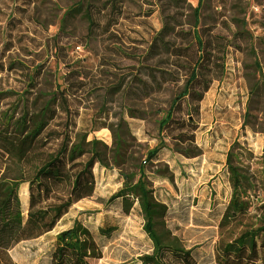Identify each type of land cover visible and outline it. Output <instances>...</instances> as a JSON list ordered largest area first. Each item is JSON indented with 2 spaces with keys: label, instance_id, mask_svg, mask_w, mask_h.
<instances>
[{
  "label": "rangeland",
  "instance_id": "obj_1",
  "mask_svg": "<svg viewBox=\"0 0 264 264\" xmlns=\"http://www.w3.org/2000/svg\"><path fill=\"white\" fill-rule=\"evenodd\" d=\"M76 1L0 0V90L18 85L5 77L10 58L45 62L59 87L56 117L43 131L42 140L33 145L34 156L29 164L33 161L39 164L35 173L59 151L66 132L67 110L76 112L72 119L80 125L88 117L85 113L93 110L91 91L112 85L121 75L134 72L141 53L121 42L115 31L87 46L83 22L74 19L61 23L64 11ZM124 1V7H134L132 0ZM198 1L188 3L195 7ZM233 5L238 6L241 11L236 9L237 15L246 21L249 33L246 43L235 38L236 28L230 21ZM137 6L148 12L146 18L155 29L159 28L156 1L140 0ZM123 25L126 27L128 23ZM211 31L210 42L216 44L217 52L213 78L200 72L208 45L206 34ZM197 32L201 44L195 39L191 25L178 28L170 59L180 77L188 78L200 57L196 78L183 99L186 125L172 129V114L161 139L158 138V121L172 96L166 91L134 107L142 119L129 120L126 146L118 154L108 130L95 133L108 150L107 166L94 168L93 195L75 203L52 232L8 250L12 264H41L43 259L45 262V254L58 232L70 228L75 221L94 230L105 217L119 230L95 264H140L138 257L152 248L143 230V215L137 202L126 211L120 200L111 203L110 198L129 183L135 184L141 170L147 188L167 207L166 215L158 220L157 231L186 249L199 246L197 257L212 253L216 230L196 226L192 216L201 210L207 212L210 189H215L218 196L222 191L229 196L231 188L223 176L227 153L233 155L250 180L249 191L240 198L249 202L254 214L255 206L264 200V0H204ZM225 69L231 78L219 85ZM198 81L203 88L193 92ZM186 126L194 129L193 135ZM158 145L162 147L157 156L147 161L148 153ZM5 162L6 156L0 151V176ZM35 173L29 178L24 176L25 181ZM25 195L23 187V200Z\"/></svg>",
  "mask_w": 264,
  "mask_h": 264
},
{
  "label": "trees",
  "instance_id": "obj_2",
  "mask_svg": "<svg viewBox=\"0 0 264 264\" xmlns=\"http://www.w3.org/2000/svg\"><path fill=\"white\" fill-rule=\"evenodd\" d=\"M139 1H130L134 5L131 8L124 7V0H78L64 11L61 23L77 19L86 25L87 46L115 31L124 43L144 47L145 53L139 56L134 72L91 91L93 110L85 113L88 117L80 125L72 119L76 112L67 110L66 132L59 151L28 181L24 179L22 162L56 117L59 87L45 62H25L19 58L7 61L5 77L18 85L0 90V151L6 156L0 176V264H12L8 250L52 232L75 203L93 195L94 168L107 166L108 150L95 133L108 130L118 154L126 146L129 120L142 119L134 107L170 91L172 96L157 125L161 139L176 105L187 96L200 57L191 75L181 78L171 66V51L176 46V30L184 25L192 26L194 37L201 44L197 27L204 0H199L195 7L188 0H155V16L160 23L157 29L146 18L148 12L137 6ZM232 9L230 21L236 28L235 38L246 43V21L237 15L241 11L238 6L233 5ZM227 60L225 57L226 63ZM230 78L225 69L219 85ZM159 145L148 153L147 161L157 156L162 147ZM223 176L231 188L229 196L223 191L218 196L215 189H210L207 212L201 210L192 216L196 226L216 230L212 253L201 257L196 253L199 246L186 249L157 231L158 220L166 215L167 207L147 188L142 170L135 184L129 183L110 198L111 203L120 200L126 211L134 201L138 204L144 219L143 230L152 246L148 254L138 257L140 264H264V200L255 206L254 214L249 202L241 200V195L250 189V180L231 153L226 154ZM118 230L106 217L94 230L75 221L55 235L42 263L95 264Z\"/></svg>",
  "mask_w": 264,
  "mask_h": 264
},
{
  "label": "bare ground",
  "instance_id": "obj_3",
  "mask_svg": "<svg viewBox=\"0 0 264 264\" xmlns=\"http://www.w3.org/2000/svg\"><path fill=\"white\" fill-rule=\"evenodd\" d=\"M209 38H206L207 40V49H206V53H205V57L204 60L201 64L200 67V72L202 75H206L209 76L210 78L215 76L216 73V68L214 66V64L217 62V52L215 50L216 48V44H214L213 42H210V36L212 35V31L211 32H207V34ZM203 88V84L201 83V81H198L195 83L194 87H193V92H196V90L201 91ZM185 110H186V105L183 101L179 102L176 107L175 110L173 112V118L172 121L170 123V127L172 129H178L182 126H185ZM60 114V111H59ZM187 127V131L189 134H194V129L190 128L188 126ZM46 132V130H45ZM44 133L41 134V136L35 141L34 145H37L43 138ZM56 148V146L54 147V149ZM34 147L31 149V151L27 154V156L25 157V178H29L31 177L34 173H35V169L39 166V164L37 162H34L32 164H29V162L31 161V159L33 158V154H34ZM29 167H32V169H29Z\"/></svg>",
  "mask_w": 264,
  "mask_h": 264
},
{
  "label": "crops",
  "instance_id": "obj_4",
  "mask_svg": "<svg viewBox=\"0 0 264 264\" xmlns=\"http://www.w3.org/2000/svg\"><path fill=\"white\" fill-rule=\"evenodd\" d=\"M119 40L121 41V42H123L120 38H119ZM124 43V42H123ZM126 46H128V47H132V48H135V49H137V50H140V55L139 56H141V55H143L144 53H145V48L144 47H141V46H135V45H128V44H126V43H124ZM139 56L137 57V60L139 61ZM137 65H138V63H137Z\"/></svg>",
  "mask_w": 264,
  "mask_h": 264
}]
</instances>
